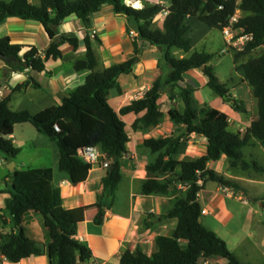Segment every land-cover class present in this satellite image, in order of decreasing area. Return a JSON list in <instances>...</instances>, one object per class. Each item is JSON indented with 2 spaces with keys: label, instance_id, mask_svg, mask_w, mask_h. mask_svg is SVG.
I'll return each instance as SVG.
<instances>
[{
  "label": "trees",
  "instance_id": "16d2710c",
  "mask_svg": "<svg viewBox=\"0 0 264 264\" xmlns=\"http://www.w3.org/2000/svg\"><path fill=\"white\" fill-rule=\"evenodd\" d=\"M111 2L115 12L125 14L138 24L142 40L160 47L164 59L170 68L169 75L158 78L150 91L142 99L132 101L120 113L109 104L107 96L116 89L120 92L118 79L123 74L132 73L138 61V43L135 42V57L124 64L115 65L98 72V61L92 48V40L85 39L86 55L75 63L77 71H91L85 83L71 92L59 107H54L32 116L28 111H13L10 98L0 102V154L8 162L19 157L21 151L8 139L17 124H33L39 131L57 144L61 152L60 171L65 172L74 186L88 179L92 166L82 160L78 150L90 146L97 147L110 166L111 172L103 179V192L99 196V210L95 223L101 225L105 211L112 208L115 195L123 176L121 174L122 158L126 154V145L130 138L125 130L122 117L136 114L134 129H148L163 122L161 96L167 94L170 100L179 99L185 109L181 112L173 107L169 119L175 125H182L184 133L166 139H149L143 143L156 158L146 165L148 178L144 182V195L173 196L172 207L161 216L164 219H177L178 224L172 236L156 237L158 251L152 255L143 250L136 252L126 250L120 258V264H204L226 259V264H244L232 252L228 244L213 231L201 223L203 210L199 204V194L209 182L221 186L239 189L237 183L223 175L208 169L211 161H219L225 154L235 168L242 171L253 169L264 173V167L256 161L248 162L243 149L251 139L264 144V54L249 59L242 67L245 79L252 89L256 119L250 123L246 134L241 136L233 132L229 125V115L205 104L199 106L194 98V89L182 87L183 75L195 69L205 67L203 71L208 78L207 85L236 111L249 114L243 101L234 98L228 86L222 83L210 64L213 55L207 52H194L190 58L178 59L171 54L177 48L185 52L192 51V41L186 36L190 30L188 17L197 18L210 28L220 30L229 24L231 17L239 11L241 16L238 28L252 35L236 61L248 56L258 48H264V0H170L171 6L163 29L154 28L152 22L165 8L160 4L144 3L141 9H134L124 4L123 0H0V25L11 18L37 21L41 23L52 41L43 57L36 47L26 50L21 45H13L9 38H0V57L14 58V70L46 71L49 60L62 57L60 46L67 42L78 48L79 40L62 37L56 41V28L68 17L77 16L89 25L90 17ZM25 50V53H21ZM28 86L19 85L16 89ZM58 125L60 131L55 130ZM197 135L208 140L207 153L193 162L180 160L185 151L188 136ZM109 166V167H110ZM6 182L10 197L5 210L13 221V230L0 238V256L14 264L31 256L46 255L50 264H90L93 253L86 243L76 239L78 224L72 211L64 210L60 189L54 187V174L51 168H29L14 170ZM202 179L204 184H198ZM30 211L44 216L49 229L50 242L44 248L25 235V215ZM152 216V215H147Z\"/></svg>",
  "mask_w": 264,
  "mask_h": 264
},
{
  "label": "crops",
  "instance_id": "0c3cea01",
  "mask_svg": "<svg viewBox=\"0 0 264 264\" xmlns=\"http://www.w3.org/2000/svg\"><path fill=\"white\" fill-rule=\"evenodd\" d=\"M146 1H149L150 4L162 5L167 13L171 6L170 0ZM35 2L36 0H32V3ZM139 3L141 4L140 1ZM140 7H144L143 2ZM166 17L167 14L159 13L152 22L153 27L163 29ZM188 24L190 30L186 36L192 41V51L189 53L173 48L171 54L174 57L178 59L190 58L194 52H207L212 54L214 59V53L219 56L224 54L222 51L226 49V39L220 30L208 27L197 18L188 17ZM56 31V41L60 37L62 42V37L66 36L76 38L80 43H78L77 49L67 42L62 43L60 46L62 57L57 60H49L46 71H16L13 69L16 64L14 58L12 61H4L0 58V86H9L10 92H7V97L10 98V108L13 111H28L32 116H37L41 112L61 106L71 92L85 83L91 71L88 69L77 71L74 66L86 55L85 39L88 35L91 37V45L98 61L96 68L98 72L124 64L135 57L134 45L135 42L139 44L138 61L132 73L123 74L118 79L121 91L113 89L107 96L109 104L118 113L132 101L142 99L158 78H166L169 75L170 68L165 63L163 49L142 40L138 32V24L125 14L115 12L111 2L105 4L98 13H94L90 17L88 26L82 18L70 16L62 21ZM93 31L96 32V35L92 34ZM131 31L137 32L138 36H131ZM215 31L220 32L219 37ZM0 38H9L11 44L21 45L25 50L28 47H36L43 57L52 42L41 23L17 18L8 19L0 25ZM61 42L58 41V43ZM25 50L21 53L22 55ZM228 51L234 54L235 68L240 78L239 88L241 87L245 91L242 95L239 94V100L253 106L252 109L247 108L249 114L251 112V117L248 120L244 118L246 114L239 115L241 112L236 111L229 103L213 97L212 93L214 92L207 85L208 78L204 74V70L195 69L185 72L184 80L180 82V85L194 89L193 96L199 106L208 104L211 108L227 113L230 117L231 130L244 136L250 123L256 119L254 96L245 79L244 71L239 69L246 62L239 64L242 59L236 61V55L239 53L236 49ZM210 64L214 67L215 74L219 79L216 73L217 65H214L212 61ZM26 83L28 86L16 89L19 85L24 86ZM168 95L167 91V94L161 96L160 104L164 118L163 122L157 126L148 129H134L133 123L139 115L130 114L122 117L125 130L130 138L126 145L127 152L121 163L123 179L117 189L114 205L105 211L101 225L95 223V218L101 210L99 196L103 192V179L108 170L102 164L95 165L86 182L74 186L69 176L60 171L61 152L57 144L33 124H17L8 139L21 151L19 157L13 162H8L6 157L0 154V234H8L14 227L10 214L5 210L6 201L10 197L6 185V182L10 180L9 175L14 170L51 168L54 174L53 185L62 193L64 210L72 211L73 218L78 224L76 239L86 243L93 253V260L90 264H120V258L126 250L134 253L137 249H141L148 255L158 251L156 237L172 236L178 220L161 217L172 207L173 196L144 195L142 193L144 182L148 178L146 165L156 158L150 149L143 147V143L149 139H166L184 133V126L175 125L169 119L170 109L175 107L183 112L184 103L178 98L170 100ZM235 95L236 99L238 96ZM233 121L236 125H233ZM187 138V146L181 154L180 160L193 162L207 153L208 140L206 138L195 134ZM261 145L264 144L256 139H251L250 144L243 149V153L245 149L248 150L247 154L244 153L248 162L256 161L260 164L261 155L257 147H261ZM12 163L14 164L13 170L10 169ZM230 168H232L231 160L225 154L219 161H211L208 164V169L223 175L226 179L238 182L239 189L218 184V187L209 190V184H206L198 199L202 210L207 211V214H202L201 223L210 231L213 230V226L218 228L213 232H217L216 234L224 239V235L230 237L225 229L228 225H232L234 220V214L230 211L226 199L238 198L242 201L241 196L238 195L246 194L247 186L257 185L261 182L258 179V174L261 173H256L253 169L232 173ZM232 170H236V168ZM225 188L232 190V197L225 192ZM242 202L247 204L246 201ZM4 216L7 218L5 224L2 222ZM209 217L213 218L216 223L203 220V218ZM49 232L44 216L39 212L30 211L25 215V235L37 241L44 249L50 242ZM241 232L235 229L232 234L239 235ZM245 242L246 239L238 241V245L244 246ZM244 252L248 259V250L245 249ZM236 255L238 256V254ZM238 258L241 260L239 256ZM226 262H228L226 259H219L211 263L226 264ZM19 264H50V261L46 255L31 256ZM244 264L256 263L245 262Z\"/></svg>",
  "mask_w": 264,
  "mask_h": 264
},
{
  "label": "rangeland",
  "instance_id": "374dc122",
  "mask_svg": "<svg viewBox=\"0 0 264 264\" xmlns=\"http://www.w3.org/2000/svg\"><path fill=\"white\" fill-rule=\"evenodd\" d=\"M143 2L149 3V1H146V0H143ZM215 34L217 35V37L220 36L219 31H215ZM238 54H241V52H239ZM263 54H264V48H258L257 50H254L248 56L241 58L242 60L239 62V64H243L247 62L249 59L262 56ZM214 55L215 57L212 60V62L214 65H217L216 73L218 74L220 81L222 83L227 84L231 92L238 96L236 97V99L239 100L240 98L239 94L242 95L245 91H243L241 87L239 88L240 78L236 72L235 58H234L233 52L228 51L220 56L214 53ZM212 94H213V97L215 96L214 98L221 100V98L218 97V95H216L215 93H212ZM245 105L247 108L248 107H250L251 109L253 108L251 104L249 106L245 103ZM242 114L243 113H239V115L243 116ZM250 117H251V112L250 114H246V117L244 116V118L247 120ZM233 123H234L233 125H236L234 121ZM263 149H264V145H261V147L260 146L257 147V150H259V153L261 155L259 158V162L261 165L264 166V150ZM244 153L247 154L248 150L246 151L245 149ZM231 167L232 168H230V171L232 173H235V171H238V172L240 171L239 168H236V170H232L235 168L232 166V164H231ZM258 179L261 181L260 183H258L257 185L254 184L252 186H247L246 194L238 195V196H241L242 201H246L247 204L243 203L238 198L236 199L227 198L226 199L228 202L230 211L234 214L233 215L234 220L232 222V225L230 226L228 225L225 229L230 235V237L224 235L225 239L223 238V240L228 244L229 249L232 252L238 254V256L241 258V260L244 263L252 262L256 264H264V173L258 174ZM235 183H237V186H239L238 182L235 181ZM208 184H209L208 185L209 190L212 188L218 187V184L213 183V182H209ZM204 219L206 220V222L211 221L212 223H216L215 220L211 217L203 218V220ZM2 222L5 224L7 222V218L5 217L4 219H2ZM212 229L214 230L218 228H214L213 226ZM235 229L242 231L241 234L239 235L232 234V232H234ZM242 234L246 238H244ZM2 235L4 234H0V238ZM243 239H246L245 245L244 246L238 245V241H242ZM245 249H247L249 252L248 259H247V256L244 255ZM1 261L3 260L0 256V262ZM214 264H218V263H214Z\"/></svg>",
  "mask_w": 264,
  "mask_h": 264
},
{
  "label": "built area",
  "instance_id": "2783aa9c",
  "mask_svg": "<svg viewBox=\"0 0 264 264\" xmlns=\"http://www.w3.org/2000/svg\"><path fill=\"white\" fill-rule=\"evenodd\" d=\"M124 4L128 7L134 8L133 1L135 0H123ZM140 1L141 4L143 0H137ZM29 2L32 3V0H29ZM141 8V7H140ZM138 8V9H140ZM143 8V7H142ZM136 9V8H134ZM163 13L168 15L167 11H163ZM239 19H240V12L237 11L230 19L229 24L224 26L221 29V32L223 36L226 39V49L222 51V53H226L229 49H236L237 52H242L248 43L252 41L253 37L250 34H247L244 29L238 28L237 25H239ZM94 35H96V32L93 31ZM131 36L137 37L138 33L135 31L130 32ZM7 92H10L8 85H1L0 86V102L7 98ZM139 97V96H138ZM55 130L60 131V128L58 125H55ZM79 157L89 163L92 167L98 164H102V166L106 169L110 166V161L106 160V156L101 153L99 148L97 147H90L86 146L78 150ZM65 184H67L65 182ZM198 184L203 185L204 182L202 179H199ZM225 192L232 197L233 192L229 188H225ZM203 214H207L206 210L202 211ZM2 260L0 264H14L13 262H10L5 257L1 256ZM204 264H212L210 261L204 262Z\"/></svg>",
  "mask_w": 264,
  "mask_h": 264
},
{
  "label": "water",
  "instance_id": "95a60500",
  "mask_svg": "<svg viewBox=\"0 0 264 264\" xmlns=\"http://www.w3.org/2000/svg\"><path fill=\"white\" fill-rule=\"evenodd\" d=\"M57 40H58L59 42H61V38H60V37H58ZM0 58H1L2 60H4V61H12V60H13V57H12V56H10V57H0ZM200 69H201V70H205V67H201ZM11 165H12V167H10V169L13 170L14 164L12 163ZM112 170H114V166H113V165H111V166L109 167V171L111 172Z\"/></svg>",
  "mask_w": 264,
  "mask_h": 264
},
{
  "label": "bare ground",
  "instance_id": "6f19581e",
  "mask_svg": "<svg viewBox=\"0 0 264 264\" xmlns=\"http://www.w3.org/2000/svg\"><path fill=\"white\" fill-rule=\"evenodd\" d=\"M133 4H134V8H136V9L140 8V6H141L139 1H137V0L133 1Z\"/></svg>",
  "mask_w": 264,
  "mask_h": 264
}]
</instances>
